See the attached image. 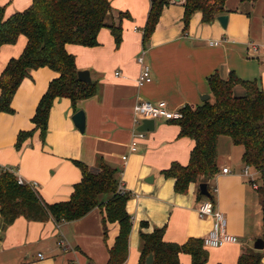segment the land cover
Instances as JSON below:
<instances>
[{
    "label": "crops",
    "instance_id": "1",
    "mask_svg": "<svg viewBox=\"0 0 264 264\" xmlns=\"http://www.w3.org/2000/svg\"><path fill=\"white\" fill-rule=\"evenodd\" d=\"M109 1L112 10L106 21L121 24V43L117 44L111 30L103 27L95 46L66 44L78 70L91 72L97 83L96 94L80 100L76 107L70 98L55 99L45 140L40 130H34L18 147L19 133L35 128L32 119L36 108L50 82L59 76L47 66L32 70L13 97V112H0V165L16 168L21 178L36 182L34 189L49 204L70 199L75 184L82 179L78 162L93 172L99 171L101 160L116 169L119 185L122 183L129 195L126 208L132 217L129 254L123 264H139L141 233L157 227L165 229L166 242L185 244L192 238L203 239L214 222L212 217H200L197 212L206 198L199 185L207 182L216 207L227 217L228 231L239 241L205 247L209 255L205 264H237L245 249H255L258 238L264 240V195L243 174L244 147L229 136H221L219 171L207 181L191 182L187 192L178 193L176 180L166 177L164 171L174 162L188 165L195 140L181 136L175 120L158 119L155 129L145 131L137 149L131 150L134 106L141 100H165L173 109L196 107L205 102L202 97L206 95L212 102L209 79L214 74L226 79L234 72L241 79L256 80L264 90V43L256 42L252 32V11L264 0H226V11L221 13L229 16L226 27L217 18L212 23L203 22L202 12L196 11L187 29L184 0H172L146 43L143 29L152 0ZM32 3L0 0L5 17L26 10ZM26 44L27 37L22 34L15 43L0 48V76ZM141 52H145L153 78L142 85L138 83L141 67L137 61ZM234 93L241 96L246 90L239 84ZM80 109L86 113L84 132L72 119ZM225 167L230 172H222ZM251 173L260 187V173L252 166ZM108 198L103 196L104 201ZM104 211L96 207L70 221L19 216L6 225L0 204V264H108L109 249L120 225L109 222L105 237ZM261 251L264 254V249ZM179 260L181 264L192 263L191 255L185 252L180 253Z\"/></svg>",
    "mask_w": 264,
    "mask_h": 264
},
{
    "label": "trees",
    "instance_id": "2",
    "mask_svg": "<svg viewBox=\"0 0 264 264\" xmlns=\"http://www.w3.org/2000/svg\"><path fill=\"white\" fill-rule=\"evenodd\" d=\"M171 1H151L143 29L145 43L154 33L164 7ZM225 3L226 0H184L185 29L196 11L202 12L203 22H214L226 11ZM111 10L109 0H33L26 10L5 17V7L0 5V48L4 44L15 43L22 34L27 37L21 55L12 58L0 76V112H13V97L32 70L47 66L59 73L50 82L36 108L32 119L35 128L19 133L18 147L34 130H40L41 138L45 140L55 99L70 98L76 107L80 100L96 94V81L87 83L79 79L75 56L67 51L66 44L95 46L103 27L109 28L117 44H120L121 24L106 21ZM209 83L214 101L206 100L196 107L186 105L181 108L183 117L175 120L181 128L180 135L195 140L190 162L185 166L174 162L164 174L176 180L175 190L178 193L187 192L191 182L212 178L219 171V138L226 135L233 143L244 147L243 161L260 173L262 185L257 189L264 195V90L256 80L241 79L234 72L226 79L214 74ZM239 84L246 90L241 96L234 93L235 86ZM78 165L82 170V179L75 184L70 199L52 204L45 202L34 187L18 183L13 172H1L0 204L4 222L11 224L19 216L38 221L51 217L70 221L101 207L105 210V237L109 222L117 221L120 225L116 241L109 249L108 264H123L128 258L132 230V217L126 208L129 195L119 189L117 170L104 161L99 162L98 172L91 171L82 162ZM103 196H109L108 200L104 201ZM211 198L214 199V195ZM164 233L165 229L160 227L150 233H141L139 264H148L146 260L150 254H153V261L149 264H181L179 255L182 252L191 255V264L207 262L209 255L203 239L192 238L185 244L171 243L164 240ZM263 259L261 250L248 248L237 264H264Z\"/></svg>",
    "mask_w": 264,
    "mask_h": 264
},
{
    "label": "built area",
    "instance_id": "3",
    "mask_svg": "<svg viewBox=\"0 0 264 264\" xmlns=\"http://www.w3.org/2000/svg\"><path fill=\"white\" fill-rule=\"evenodd\" d=\"M256 48V46L254 47ZM140 64L141 70L138 77V83L140 85L151 82L152 81V73L150 66L145 62V52H141L137 59ZM117 75L120 72H116ZM134 122L135 127L133 131V139L132 144L130 146L131 150L137 149V142L145 136V132L138 130L137 126L143 123L145 119H154L155 121L158 119H166V120H178L183 117V113L181 109H173L169 106L167 101L161 100L158 102H153L149 100H141L134 106ZM126 160L127 155L123 156ZM4 171H11L17 176L18 183L20 184H28L32 187L36 186V182H27L23 178L18 175V170L16 168L8 167L0 165V173ZM222 172L228 173L230 169L225 167L222 169ZM243 174L246 175L250 181L252 182V186L254 188H258V184L254 181V177L251 173V166L246 165ZM119 189L125 192V186L122 183L119 185ZM216 188L214 189V192ZM213 195V192L211 191ZM197 212L200 217H212L214 219L213 227L211 231L203 237V244L206 248H215L221 247L227 243H236L239 241V238L231 234L228 231V223L226 215L216 207L215 200L211 197H207L199 203L197 207ZM41 257L42 254H41Z\"/></svg>",
    "mask_w": 264,
    "mask_h": 264
},
{
    "label": "water",
    "instance_id": "4",
    "mask_svg": "<svg viewBox=\"0 0 264 264\" xmlns=\"http://www.w3.org/2000/svg\"><path fill=\"white\" fill-rule=\"evenodd\" d=\"M179 1V0H176ZM217 19L221 23L223 27L227 26L229 16L228 14H220ZM78 77L80 80L85 81L87 83H92L93 79L91 76V72L89 70H79L78 71ZM209 99V95H206L202 97V100L206 101ZM73 121L75 123V126L79 128L81 132H84L86 129V113L83 109L78 110L74 115H73ZM155 129V120L154 119H145L143 120V123L138 127V130L141 131H152ZM200 192L202 195L207 196V197H212L211 192L209 191L208 188V183L207 182H202L199 185ZM254 247L256 250H263L264 249V240L262 238H258L255 241ZM147 263H151L153 261V254H150L147 257Z\"/></svg>",
    "mask_w": 264,
    "mask_h": 264
},
{
    "label": "rangeland",
    "instance_id": "5",
    "mask_svg": "<svg viewBox=\"0 0 264 264\" xmlns=\"http://www.w3.org/2000/svg\"><path fill=\"white\" fill-rule=\"evenodd\" d=\"M252 13H253L252 32L254 35V39L256 42L264 43V15H263L264 3H259L256 10L252 11ZM261 49L264 50V48Z\"/></svg>",
    "mask_w": 264,
    "mask_h": 264
}]
</instances>
